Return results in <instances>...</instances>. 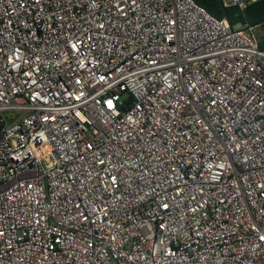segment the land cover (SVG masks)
Here are the masks:
<instances>
[{"label":"built area","instance_id":"1","mask_svg":"<svg viewBox=\"0 0 264 264\" xmlns=\"http://www.w3.org/2000/svg\"><path fill=\"white\" fill-rule=\"evenodd\" d=\"M256 29L193 0H0V264H264Z\"/></svg>","mask_w":264,"mask_h":264},{"label":"trees","instance_id":"2","mask_svg":"<svg viewBox=\"0 0 264 264\" xmlns=\"http://www.w3.org/2000/svg\"><path fill=\"white\" fill-rule=\"evenodd\" d=\"M203 7L209 15L217 20L228 19L231 27L236 25L250 24L257 26L259 47L264 49V0H258L250 5L245 11L240 12L233 7H224L221 0H193Z\"/></svg>","mask_w":264,"mask_h":264},{"label":"rangeland","instance_id":"3","mask_svg":"<svg viewBox=\"0 0 264 264\" xmlns=\"http://www.w3.org/2000/svg\"><path fill=\"white\" fill-rule=\"evenodd\" d=\"M240 26H242V25H236L235 27H240ZM259 30H260V29L257 27L256 32L258 33Z\"/></svg>","mask_w":264,"mask_h":264}]
</instances>
